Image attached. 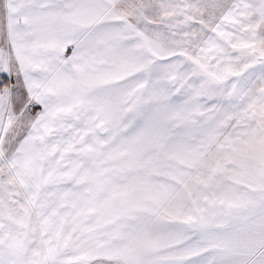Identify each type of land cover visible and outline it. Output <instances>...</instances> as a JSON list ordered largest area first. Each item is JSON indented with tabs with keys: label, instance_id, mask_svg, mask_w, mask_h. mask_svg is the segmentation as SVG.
Segmentation results:
<instances>
[{
	"label": "snow or ice",
	"instance_id": "1",
	"mask_svg": "<svg viewBox=\"0 0 264 264\" xmlns=\"http://www.w3.org/2000/svg\"><path fill=\"white\" fill-rule=\"evenodd\" d=\"M0 264H264V0H0Z\"/></svg>",
	"mask_w": 264,
	"mask_h": 264
}]
</instances>
